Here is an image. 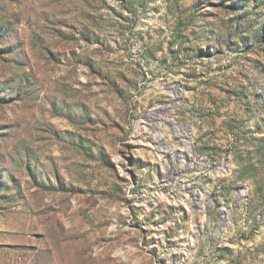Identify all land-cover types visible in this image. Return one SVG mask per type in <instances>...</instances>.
Instances as JSON below:
<instances>
[{
    "label": "rangeland",
    "instance_id": "rangeland-1",
    "mask_svg": "<svg viewBox=\"0 0 264 264\" xmlns=\"http://www.w3.org/2000/svg\"><path fill=\"white\" fill-rule=\"evenodd\" d=\"M0 264H264V0H0Z\"/></svg>",
    "mask_w": 264,
    "mask_h": 264
},
{
    "label": "bare ground",
    "instance_id": "bare-ground-1",
    "mask_svg": "<svg viewBox=\"0 0 264 264\" xmlns=\"http://www.w3.org/2000/svg\"><path fill=\"white\" fill-rule=\"evenodd\" d=\"M157 113H156V110L155 111H153V112H150V113H148V116H151L153 119L155 118V115H156ZM156 119V118H155ZM160 123V122H159ZM159 123H157V124H159ZM162 123V122H161ZM160 123V124H161ZM156 125V124H155Z\"/></svg>",
    "mask_w": 264,
    "mask_h": 264
}]
</instances>
